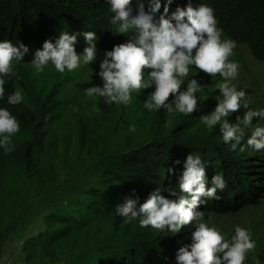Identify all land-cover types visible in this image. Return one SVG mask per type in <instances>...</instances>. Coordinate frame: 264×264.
<instances>
[{"label": "rangeland", "instance_id": "obj_1", "mask_svg": "<svg viewBox=\"0 0 264 264\" xmlns=\"http://www.w3.org/2000/svg\"><path fill=\"white\" fill-rule=\"evenodd\" d=\"M229 59L241 66L234 83L246 90L249 107L264 108V61L255 58L245 43L237 44ZM98 70L99 60L64 74L57 73L51 65L39 74L34 73L30 63L16 65L19 79H13V89L16 84L23 89L22 104L35 116L40 115L45 133L40 144L35 143L30 131L20 129L13 137L14 150L33 142L31 170L17 163L7 174L0 171V264H107L120 257H132L134 247L146 253L149 264H173L179 247L191 242L193 229L186 225L172 235L142 229L138 222L126 224L120 216L115 221L116 175L109 164L112 158L106 159L111 154L126 155L139 146H148L147 142L167 132L178 137L182 129L191 128L207 141L206 147L227 149L233 164L251 166L256 176L264 177V152L231 151L221 138L219 126L209 131L200 122L199 117L216 106L218 76L211 79L201 71L195 77L204 85V93L197 94L201 97L200 107L192 115L183 116L163 109H144L143 102L153 89L133 93L128 106L91 100L84 95V88L100 82L95 76ZM245 111L242 107L229 121L234 123L236 115L242 116ZM42 123L33 126L35 135L40 134L37 127ZM252 123H257V118ZM133 124L135 132L129 131ZM99 189L112 198L106 203L109 209L85 213L82 204L89 202L87 193ZM204 212L206 219L211 217V223L228 236L237 224L249 228L257 244L255 254L264 264V196L251 203H239L232 211ZM125 237L133 238L135 243L127 245L122 241ZM246 264L254 261L249 259Z\"/></svg>", "mask_w": 264, "mask_h": 264}, {"label": "clouds", "instance_id": "obj_2", "mask_svg": "<svg viewBox=\"0 0 264 264\" xmlns=\"http://www.w3.org/2000/svg\"><path fill=\"white\" fill-rule=\"evenodd\" d=\"M106 3L114 14L110 23L116 33L128 37L125 42L103 50L100 58L96 31H61L54 42L47 39L42 49L35 50L30 60L34 73H44L50 65L57 73H72L99 60L95 76L100 82L84 88L86 97L102 99L108 105L128 106L133 93L139 95L153 89L143 102L144 109L149 112L163 109L183 116L192 115L200 107L201 97L197 94L204 93V85L195 77L201 71L211 79L218 76L216 106L201 115L200 122L209 131L219 126L221 138L231 151L264 152V123L259 122L264 121V108H250L246 90L234 83L241 66L229 58L237 41L224 36L215 10L209 4L193 6L189 0L185 6L177 5L170 11L173 0H136L134 14L133 0H106ZM78 36H83L85 41L81 52L76 49ZM29 53V46L22 41L0 39V101L6 98L8 105L25 102L24 91L18 84L11 92H7L5 86L19 79L16 65L23 63ZM242 107L247 111L242 116L237 114L234 123L230 122L228 118L239 113ZM254 118H257L255 124L252 123ZM20 129V121L11 109L0 107V149L5 154L14 150L13 137ZM129 131H136L134 124L129 126ZM180 163L179 159L174 161V164ZM169 171L176 173L175 168ZM177 179L178 190H166L175 198L163 195L165 190L157 187L143 203L138 196L125 197L123 203L116 205V215L126 224L138 222L142 229L172 235L180 233L186 225L191 227V242L179 247L175 264H246L249 259L261 264L255 254L256 240L249 228L237 224L233 234L228 236L211 223V217L206 219L201 209L209 199H221L218 193L227 187L223 173H216L211 187L207 186L202 157L190 153Z\"/></svg>", "mask_w": 264, "mask_h": 264}, {"label": "trees", "instance_id": "obj_3", "mask_svg": "<svg viewBox=\"0 0 264 264\" xmlns=\"http://www.w3.org/2000/svg\"><path fill=\"white\" fill-rule=\"evenodd\" d=\"M189 0H173L170 11H174L177 5L185 6ZM193 6L200 3L209 4L214 10L223 28L224 34L237 41V44L245 43L252 54L260 61H264V0H191ZM136 0H133L135 14ZM147 6V5H146ZM106 0H0V39H10L14 43L22 41L30 48V53L25 56L23 63H30L37 49H42L43 42L52 39L53 42L61 31H86L94 30L99 36L98 49L110 50L114 44L125 42L128 37L118 34L115 26L110 23L113 13ZM163 11V7L160 10ZM159 16V13H158ZM157 16V17H158ZM85 47L83 36H78L76 49L81 52ZM7 92L13 91V80L5 86ZM0 107H8L17 116L21 123V131L31 133L35 143L40 144L45 125L40 122L31 109L20 105H8L6 98L0 101ZM37 127L40 134L33 133V126ZM199 132L191 128L181 130V135L174 137L167 132L165 136L147 142L148 146H139L135 150L123 153L111 154V171L116 175L113 181L117 183L115 188V201L123 203L125 197H139L143 203L148 195L157 187L161 189L177 188V176L183 169V161L190 153L198 154L205 163L208 177V185L211 187L212 177L216 173H223L227 187L218 194L221 199H209L207 204H202V210L216 212L232 211L239 203H251L257 197L264 196V177L256 176L251 166H239L233 164V158L226 153L227 149L219 147H206L207 142L200 137ZM206 141V142H205ZM221 141V140H220ZM33 142H26L20 148L5 154L0 149V171L7 174L17 164H24L26 170L33 168L32 156ZM200 150H205L204 153ZM179 159L180 164H174ZM236 166V168H235ZM175 168L176 173L170 172ZM118 175V176H117ZM172 198L169 193H162ZM187 196L186 193H180ZM89 202L82 206L85 213L91 211L101 213L102 207L107 210L112 198L107 191L99 189L96 192H88ZM115 221L119 216L114 214ZM122 219V218H121ZM127 245H132L135 240L130 237L123 238ZM132 257H120V260H111L107 264H149L146 253L140 248H133ZM146 259V262H143ZM175 264V260L173 261Z\"/></svg>", "mask_w": 264, "mask_h": 264}]
</instances>
